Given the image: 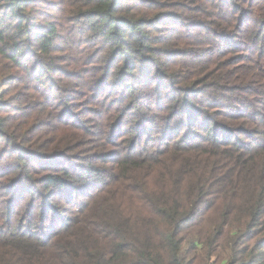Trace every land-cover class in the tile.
Returning a JSON list of instances; mask_svg holds the SVG:
<instances>
[{"label":"trees","instance_id":"obj_1","mask_svg":"<svg viewBox=\"0 0 264 264\" xmlns=\"http://www.w3.org/2000/svg\"><path fill=\"white\" fill-rule=\"evenodd\" d=\"M0 264H264V0H0Z\"/></svg>","mask_w":264,"mask_h":264},{"label":"rangeland","instance_id":"obj_2","mask_svg":"<svg viewBox=\"0 0 264 264\" xmlns=\"http://www.w3.org/2000/svg\"><path fill=\"white\" fill-rule=\"evenodd\" d=\"M170 26H171V27H173L174 25H173V24H171Z\"/></svg>","mask_w":264,"mask_h":264}]
</instances>
